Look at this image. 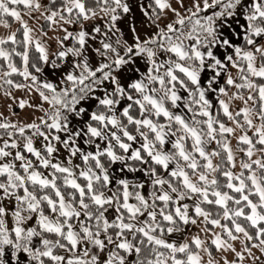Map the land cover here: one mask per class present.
I'll use <instances>...</instances> for the list:
<instances>
[{
  "label": "snow or ice",
  "instance_id": "6c2138e0",
  "mask_svg": "<svg viewBox=\"0 0 264 264\" xmlns=\"http://www.w3.org/2000/svg\"><path fill=\"white\" fill-rule=\"evenodd\" d=\"M140 9L0 0V264H264V0Z\"/></svg>",
  "mask_w": 264,
  "mask_h": 264
},
{
  "label": "crops",
  "instance_id": "0c3cea01",
  "mask_svg": "<svg viewBox=\"0 0 264 264\" xmlns=\"http://www.w3.org/2000/svg\"><path fill=\"white\" fill-rule=\"evenodd\" d=\"M126 2L129 4L131 11H130V13L124 15L123 19L118 22L119 27H122V26L124 27L123 23H125V21H127V20L140 21V24L142 26V30L140 32V35H141V38L143 39L145 33L151 32L152 29H149L146 27V18L144 17V15L140 9V5L143 4L145 7H147L149 0H126ZM149 12H151V9H149ZM127 15H128V19L124 21V19L127 18ZM4 32H6V31L4 30L3 33ZM123 33L132 39V32H130V34H129L127 31L123 30ZM52 48L55 49L54 43L52 44ZM145 68H146V66H145L143 60H141L140 58H136L132 64L125 66V68L122 70V73H121L122 82H128L130 80L136 79L139 76V72L145 71ZM137 69H139V72L137 71ZM210 75H211V73H207L205 76V79H207V77ZM221 83H222V81H221ZM17 96L21 97V96H23V93H17ZM30 102H33V101H30ZM36 102H38V100ZM45 106L47 107V105H45ZM0 111H5V114H7L6 101H4L2 98H0ZM17 111H20V110L17 109ZM32 118H33V116H32ZM141 179H143V177H141Z\"/></svg>",
  "mask_w": 264,
  "mask_h": 264
},
{
  "label": "rangeland",
  "instance_id": "374dc122",
  "mask_svg": "<svg viewBox=\"0 0 264 264\" xmlns=\"http://www.w3.org/2000/svg\"><path fill=\"white\" fill-rule=\"evenodd\" d=\"M127 19H128V15H127V18L124 19V21L127 20ZM123 24H124V27L122 26L120 28L122 29V31L123 30L127 31L129 34L131 32L130 29H131L132 26H134L136 28V30H137V32L139 34H140L141 30H142V26L140 24V21L127 20ZM15 26L16 25L13 24V29L15 28ZM4 30L5 29L0 28V34H3ZM5 31H7V30H5ZM124 38L127 39L129 41V43H132V39L130 37H128L126 34H124ZM58 77H59V72H57L56 74L48 75V79L52 80V81L57 80ZM21 98H26V97L21 96ZM18 112H19V116L18 117H14L13 119H20V120H24V121H27V122H31V119H33L32 118L33 114H32V110L31 109H25V110H23L21 112L20 111H18ZM36 115H40V113H36ZM37 147H39V142H37ZM65 155H66V153H65ZM61 158H63V157H61Z\"/></svg>",
  "mask_w": 264,
  "mask_h": 264
}]
</instances>
